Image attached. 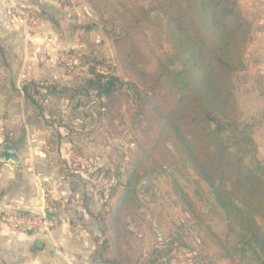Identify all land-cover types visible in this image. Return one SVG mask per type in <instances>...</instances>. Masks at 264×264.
Returning a JSON list of instances; mask_svg holds the SVG:
<instances>
[{"label":"trees","instance_id":"16d2710c","mask_svg":"<svg viewBox=\"0 0 264 264\" xmlns=\"http://www.w3.org/2000/svg\"><path fill=\"white\" fill-rule=\"evenodd\" d=\"M85 1L109 15L113 25L106 34L126 78L99 74L88 60L89 78L79 95L99 100L111 124L129 106L141 136L125 170L124 195L112 212L115 227L147 175L169 173L186 199L177 184L196 177L211 197L208 216L225 228L223 239L213 233L221 257L230 264H264V162L253 127L239 120L236 100L254 24L239 0ZM32 87L22 91L43 113ZM63 93L51 91L56 98ZM106 196L115 198L114 189Z\"/></svg>","mask_w":264,"mask_h":264},{"label":"rangeland","instance_id":"374dc122","mask_svg":"<svg viewBox=\"0 0 264 264\" xmlns=\"http://www.w3.org/2000/svg\"><path fill=\"white\" fill-rule=\"evenodd\" d=\"M30 1L34 2L35 8L11 3V13L15 16L14 5L25 9L36 21V25L25 22L26 26L42 33L46 43L51 42L45 38L49 33L46 24L51 30V18L55 19V35L68 44L57 59L66 73L72 76L70 87L63 93L66 101L59 110L69 115L68 120L74 117L71 129L86 130L84 133L90 134L87 147H95L93 149L97 152L89 153V157H99L98 165H102L88 166L82 171L86 184L81 196H86L83 199L88 198L87 194L94 196L93 203L89 204L94 211L93 216L86 222L80 218L71 221L73 225L77 222L85 231L86 249H91L92 245L94 250H86L82 255L92 253L95 264H108L104 261L112 260L119 264H230L221 257V246L213 235L215 233L223 239L225 228L218 218L208 216L211 197L204 183H195L196 177L189 182L179 178L180 184L177 185L188 195L186 199L178 193L179 189L169 173L145 176L136 186L137 198L115 227L112 212L118 199L124 195L125 170L132 167L138 150L137 141L141 139L140 132L129 118V106L125 105L122 117H117L111 124L103 115L99 100L82 93L79 95L84 79L89 78L88 60V65L95 67L99 74L126 78L118 64L113 41L106 34L113 24L107 13L94 10L85 0ZM239 3L253 24L264 19V0H239ZM165 50L169 51V47L166 46ZM252 51L246 58L247 70L236 80V100L239 120L253 127L258 157L264 162V66L255 65ZM75 97L83 101L77 107L69 101ZM53 103L51 113L58 111V108L54 109L57 104ZM76 118L84 120L76 121ZM112 189L115 198L110 199L106 195ZM85 199L84 203L87 202ZM103 243H107V250Z\"/></svg>","mask_w":264,"mask_h":264},{"label":"crops","instance_id":"0c3cea01","mask_svg":"<svg viewBox=\"0 0 264 264\" xmlns=\"http://www.w3.org/2000/svg\"><path fill=\"white\" fill-rule=\"evenodd\" d=\"M11 3L35 8L30 0H0V209L48 212L54 222L49 233L0 227V264H95L92 253L82 255L86 250L94 252L92 245L86 249L85 231L71 221L90 218L85 195L81 196L86 184L82 171L100 166V159L89 157L97 152L87 147L90 134L71 129L74 117L68 120L69 115L59 110L66 100L51 94L71 85L72 76L57 59L68 44L55 35V19L51 18V30L46 24L45 38L51 41L46 43L42 33L12 15ZM250 50L255 65L264 66V19L254 24L246 58ZM25 85L38 91L43 113L25 98ZM69 101L76 107L83 102ZM51 102L58 111L51 113ZM7 144L15 149L19 164L4 159ZM87 196L93 203L94 196Z\"/></svg>","mask_w":264,"mask_h":264},{"label":"built area","instance_id":"2783aa9c","mask_svg":"<svg viewBox=\"0 0 264 264\" xmlns=\"http://www.w3.org/2000/svg\"><path fill=\"white\" fill-rule=\"evenodd\" d=\"M13 10L17 18L31 25H36L34 18L25 9H22V7L14 5ZM29 39L32 40L31 37ZM0 227L49 233L52 228V223L47 220L46 213L44 212L29 214L0 209Z\"/></svg>","mask_w":264,"mask_h":264},{"label":"water","instance_id":"95a60500","mask_svg":"<svg viewBox=\"0 0 264 264\" xmlns=\"http://www.w3.org/2000/svg\"><path fill=\"white\" fill-rule=\"evenodd\" d=\"M4 159L8 162L11 161L15 164L20 163V158L17 155L15 149L9 144H7L4 148ZM46 217L50 223L54 222L53 216L50 213L46 212Z\"/></svg>","mask_w":264,"mask_h":264}]
</instances>
